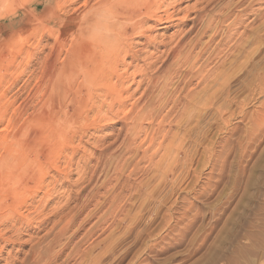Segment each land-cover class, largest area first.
<instances>
[{"label": "rangeland", "instance_id": "1", "mask_svg": "<svg viewBox=\"0 0 264 264\" xmlns=\"http://www.w3.org/2000/svg\"><path fill=\"white\" fill-rule=\"evenodd\" d=\"M84 1L41 0L35 14L25 10L0 21V157L9 146H21L23 162L38 157L48 165L46 182L56 174L54 163L60 170L66 163L74 164L50 192L40 214L29 213L32 227L21 232V241L13 236L15 243L0 250V264H21L32 245L48 241L73 215L50 264H264V29L256 37L259 42L236 57L229 77L205 92L201 74L181 76L185 67L168 78L166 69L156 75L167 62L168 48L202 10V23L208 17L215 23L221 18L223 28L213 39L212 30L203 29L200 21L185 44L193 55L203 53L196 64L203 66L201 73L215 74L221 61L228 63L236 55L238 41L245 39L242 34L249 35L264 21V0H165L171 3L174 22L149 23L154 45H145L144 38L132 44L139 57L129 66V78L135 64L143 72L134 76V82H141L138 89L135 83L133 94L121 97L125 107L119 108L117 96L105 91L107 96L98 98L104 103L102 111L73 118L70 127L59 120V113L48 117L46 110L49 100L58 96L50 77L67 49L77 47L83 10L92 4L82 6ZM10 22L15 24L7 26ZM51 52L59 57L48 68ZM152 75L157 78L154 86ZM58 77L54 75V84L65 82ZM132 105L136 111L144 106L146 111H161L151 119L150 109L137 121ZM61 121L67 130L53 135L54 123ZM133 122H141L142 131L127 147ZM76 165L82 168L77 171ZM90 178L91 195L81 197L80 189ZM28 212L20 210L23 215ZM61 217L64 220L57 224Z\"/></svg>", "mask_w": 264, "mask_h": 264}, {"label": "bare ground", "instance_id": "2", "mask_svg": "<svg viewBox=\"0 0 264 264\" xmlns=\"http://www.w3.org/2000/svg\"><path fill=\"white\" fill-rule=\"evenodd\" d=\"M223 1H225V0H223ZM73 2H74V0H73ZM88 2H92L91 6H94L95 4L99 3L100 0H85L84 3H82L83 4L82 6L89 4ZM114 2L119 6V10H120L122 16L128 22V26L126 29V40H125L121 50L119 51L118 54H116L114 57H112V59L107 63L106 66H104L102 68V70L99 71V74H98V76L94 82L86 83L85 78H86V74H87V69L94 65V57H93L92 53L86 48H81L78 44V41L76 43L77 47L76 46L72 47V49H70L69 51L66 48L67 52L65 49V52H66L65 59L61 62V64H59L57 69L54 71V75L56 77L59 76L58 78H60V76H61L65 82L60 83V84H58V83L54 84V80H56L54 78V75L51 77L49 75V77L51 79L52 92L58 96L55 97L54 95H52L55 98L53 100H49L52 102V104H50V107H49V105H47L48 103L46 104L48 106V108L46 107L47 108L46 115L48 117L55 116L57 113H59V116H58L59 120H63V122H65L66 124L68 123L69 126L71 127V121H73L74 119H76L82 115H84L85 117L86 116L88 117L89 114L94 113V112H97V115H98V113L100 111H102L101 109H102V106L104 105V103L103 104L99 103L98 98H100L102 95H103V97H106L107 94L105 93V91L109 92L110 94H115L117 96V98H118L117 101H118V105H119L118 107L122 109L125 107L124 105L126 103L124 102L125 99H122L124 102V103H122L121 97H123V95H129L130 96V94H131L130 91L132 90L131 86H133V84L136 83L137 89L140 86L141 82H139V80L137 82H134V80H135L134 76L136 75V72L142 71V69L137 68L138 66H137V64H135V66L133 67L135 70L133 73L131 72L132 73L131 79L129 78L130 75L128 72V69L130 70L129 66H132L131 63L138 60V57H139L138 52H135L133 50L134 49L133 46L135 45V42H136L135 40L144 38V44L145 45H152V44L154 45V40H152L151 36L148 35V31L151 29L147 28V26L149 25V23H151L154 26H157V25H165V26L167 25L168 26L169 24L171 25V23L174 22L173 16L169 13L170 10L168 8L171 5V3L168 5L167 3H165V0H114ZM243 2H245V0ZM233 3H235V2H233ZM225 6H227V5H225ZM231 7H232V5H231ZM238 7H241V6H238ZM73 13L75 15V11ZM203 14H204V10L198 12L197 14H195L191 18V26L189 27V29L187 30L185 35L179 41H177V43L175 45H173L172 48H168L167 62L160 69H158L156 71V75L163 73V71L165 72L164 69H166L167 73L165 72L164 76H165V78H168V76H170L171 73L173 74L176 72V69L178 67H185L186 71H184L183 75H181V76L183 78H185L188 75L190 78H192L195 76L197 77L198 74H201L202 77H200V76L199 77L202 78V80H200L201 83L204 82L203 90L205 92L208 90V88H210L211 85L216 84V82L218 80L223 79L225 76L229 77L228 76V70L232 66H234V63H236V61H237L236 57L238 56L240 58V56H243L244 53H247V51L250 49V47L252 45H254L257 40H259V39H256V37L260 33L261 29L262 30L264 29V21L261 24H258V27H255L254 29H252V31L249 35L248 34L246 35L245 32H244L245 34H242L245 39H241L240 41H238L239 42L238 46H236L237 44L235 45L236 46L235 50L237 51L238 54L236 53V55H234V57H232V59L230 61H228V63H227V61L226 62L221 61V63L219 64L220 67L216 66V69L218 67L216 73L214 74L212 72V75H213V78H212V75L210 74L209 71H207L206 73L204 72V74H202L203 72L201 70L204 69L203 66L202 67L197 66L199 57L201 58V56H203V53L199 52L198 54L193 55L194 53L191 52L192 49L190 50L188 48L187 44H185L186 43L185 41H187V36H188L189 32L191 30L195 29V27H197V25L199 24V22L201 21V19L203 17ZM215 14L216 13L211 15V13H210L211 16H213V15L215 16ZM210 15H208V16H210ZM222 15H224V14H222ZM261 15H263V14H261ZM216 17H217V14H216ZM208 18L210 20H208ZM208 18L205 19V17H204V19L207 21H205L203 23L201 21V24H203V29H205V30L211 29L212 30L211 35H212L213 39H215L214 35L219 33V30L223 28V27L221 28V24L225 21H224V19L217 17L218 20L215 23L211 20L212 17L211 18L208 17ZM227 18H228V16H227ZM227 18H226V20H228ZM82 19H83V17H82ZM236 20H238V19L236 18ZM78 23H79V21H78ZM230 23H231V21H230ZM233 23H234V21H233ZM202 31L203 30H201V32ZM225 31H227V30H225ZM198 35L199 34H197L196 36H198ZM73 42H75V41H73ZM258 42L259 41H257L256 43H258ZM137 43H138V41H137ZM210 43H211V40H210ZM132 44H134V45H132ZM196 44L197 43H195L193 45H196ZM190 48H191V46H190ZM205 48L206 47H204V46L202 47V49H204V50H205ZM199 49H200V46H199ZM53 50L56 51V49H53ZM61 50H63V49H61ZM215 52H216V49H215ZM234 52L235 51H233V53ZM217 53H215V54H217ZM49 54L51 55V61H50V65H48L49 62L47 63L48 68L54 66V64L57 62L58 57H59V53H55V52L52 53L51 52ZM210 57H211V54H210ZM208 58H209V55H208ZM127 59H129V62L127 61ZM219 60H220V58H219ZM222 60H223V58H222ZM199 62H201V60ZM217 63H218V61L216 62V64ZM204 65H206V64H204ZM144 67L145 68H143V69H146V66H144ZM195 67H198V68H195ZM194 68L196 71H192ZM146 70H148V69H146ZM49 72H52V71H49ZM141 75H143V74L141 73ZM145 75H146V73H145ZM156 75H152V77H151V80L153 81V86H154L155 80L157 79ZM49 90H50V88H49ZM148 90H149V88H148ZM151 94H153V92ZM50 95H51V93H50ZM100 99H102V97ZM110 99H111V97H110ZM66 102H67V104H66ZM100 102H104V101L101 100ZM134 106L135 105H132L130 107V110H134ZM149 106H150V104H149ZM147 107H148V105H147ZM63 108H65V112H66L65 116H63L64 115L63 114V110H64ZM143 108H146V107L144 106ZM143 108H139L137 111H136V109L134 110V112L136 111L134 120L140 121V120L144 119L146 116H148V114H150V112H148V111L150 109L152 110V108H150V107H148L150 109L147 108L148 111H146V109H143ZM109 109H110V104H109ZM152 111L154 113L151 114L152 116L150 115L151 119L155 118L158 115L159 111H161V110L155 109ZM128 123L130 124V122H128ZM140 123H137V122L134 123L133 122L131 124L132 125L131 129L128 130L129 132L127 133V138H126L127 147H130V144L132 143V141L133 140L135 141V139H134V138H136L135 136L136 135L138 136L139 135L138 133H140L142 131V130L140 131V129L142 128ZM125 125H127V123ZM125 125H123V127H125ZM37 134L40 138L43 137L41 132L37 131ZM35 140L36 139L34 138V134H33V141H35ZM66 151H67V149H66ZM72 152H73V150H72ZM75 152H76V150L73 153H75ZM72 154H71V156H72ZM37 159H38V157H34V160H31L28 163L23 162L21 164V166H19V167H14V168L6 171V172H0V243L2 244V246L0 245V250L3 249L4 245L11 244L13 242L15 243V240L12 239L13 236H15L16 242L21 241V234H22L21 232H23L27 228L32 227V219L29 218L30 217L29 213L31 214V213L38 212L40 214V212L44 208V205H45L44 203L48 202L47 199L50 196V192L56 188L58 182L60 181L61 176H67L68 175V173H69L68 170L71 168V166L73 164V163L69 162L71 160L70 159L68 161L69 163L65 164L64 169L60 170L59 167L57 166V162L54 163L52 165L51 169H53L56 172V174L53 178H51L50 182H46L45 179L49 176L48 175L49 171L47 170L48 168L46 167L48 165L43 163V162L41 163ZM35 168H36V170H35ZM77 168H78L77 171H79L82 167L80 165H76L75 170ZM50 175H51V172H50ZM91 179L92 178H90L89 181L87 182V184H85L80 189L79 195H81V197H83L85 195H91V193H87L89 191V187L92 183ZM35 183L37 184V187L34 188L33 185ZM38 194H41V197L39 198V201H38L39 205H36L35 207H33L32 203ZM76 196H78V194ZM89 199L90 198H88L85 202H87ZM22 209H25V211H29L28 215L21 214L20 210H22ZM58 211H57V213H58ZM55 212H56V208H55ZM74 217H75V215H73L72 217L69 218V220L67 221V223L69 222L68 224L65 221L64 223L67 224V226L65 225V227H63V228L61 227L59 229L58 233L53 235L52 238L50 237V239H48V241L47 240L41 241V239H40L39 242H36L34 245H32L30 247V249L28 250L27 254L25 255V258L23 259L21 264H50L54 260V258L57 256L58 251L56 252L55 249H56V247H58L59 242L61 241L62 237L66 233L69 225H71V223L73 222ZM62 219H63L62 217L59 218V221L57 222V224L61 223L64 220V219L63 220ZM40 224L41 225L43 224L42 221L39 222L37 225H40ZM37 225H36V227H37ZM8 233H11L12 236L6 237V235ZM60 247L61 246H59V248ZM0 253H1V251H0Z\"/></svg>", "mask_w": 264, "mask_h": 264}, {"label": "clouds", "instance_id": "3", "mask_svg": "<svg viewBox=\"0 0 264 264\" xmlns=\"http://www.w3.org/2000/svg\"><path fill=\"white\" fill-rule=\"evenodd\" d=\"M40 2L41 0H25L22 9L17 0H0V21L17 16L25 10L35 14V5ZM127 26L128 22L114 0H100L94 6L83 10L78 44L81 48L88 49L94 57V65L87 69L86 83L94 82L99 71L119 53L126 40ZM66 130L67 125L63 122L53 125V135H62ZM21 151V146H9L5 155L0 157V172L21 166Z\"/></svg>", "mask_w": 264, "mask_h": 264}, {"label": "crops", "instance_id": "4", "mask_svg": "<svg viewBox=\"0 0 264 264\" xmlns=\"http://www.w3.org/2000/svg\"><path fill=\"white\" fill-rule=\"evenodd\" d=\"M17 3L20 5L21 8H24L25 0H17ZM14 24H15L14 22H10V23H8L7 26H13Z\"/></svg>", "mask_w": 264, "mask_h": 264}]
</instances>
